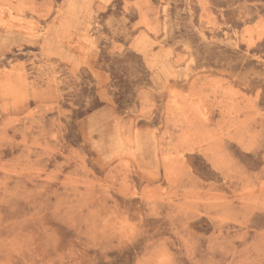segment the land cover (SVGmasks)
<instances>
[{"label":"rangeland","instance_id":"rangeland-1","mask_svg":"<svg viewBox=\"0 0 264 264\" xmlns=\"http://www.w3.org/2000/svg\"><path fill=\"white\" fill-rule=\"evenodd\" d=\"M0 264H264V0H0Z\"/></svg>","mask_w":264,"mask_h":264}]
</instances>
